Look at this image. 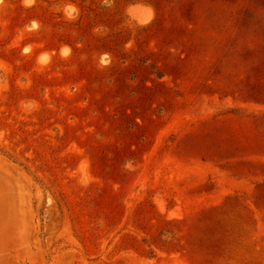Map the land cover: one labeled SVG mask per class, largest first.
<instances>
[{"label": "rangeland", "instance_id": "rangeland-1", "mask_svg": "<svg viewBox=\"0 0 264 264\" xmlns=\"http://www.w3.org/2000/svg\"><path fill=\"white\" fill-rule=\"evenodd\" d=\"M0 264H264V0H0Z\"/></svg>", "mask_w": 264, "mask_h": 264}, {"label": "clouds", "instance_id": "clouds-1", "mask_svg": "<svg viewBox=\"0 0 264 264\" xmlns=\"http://www.w3.org/2000/svg\"><path fill=\"white\" fill-rule=\"evenodd\" d=\"M24 2H25V5H26V6H29V5L33 2V0H24ZM102 3H103L105 6H107V4H108V0H102ZM65 13H66V15H67V17H68L69 19H75V16H74L73 14H74V13H77V9H76L74 6H72V5H68V6L65 8ZM32 27H33V28H36V27H37V24H36L35 21L32 22ZM29 51H30V48H29V47H25V48L23 49V52H24V53H28ZM69 53H70V49H69L68 47H64V48H62L60 55H61L62 57H67V56L69 55ZM49 59H50L49 55H48L47 53H44V54H42V55L39 57V62H40L41 64H46V63H48Z\"/></svg>", "mask_w": 264, "mask_h": 264}, {"label": "bare ground", "instance_id": "bare-ground-1", "mask_svg": "<svg viewBox=\"0 0 264 264\" xmlns=\"http://www.w3.org/2000/svg\"><path fill=\"white\" fill-rule=\"evenodd\" d=\"M148 12L150 13V15H149L148 17H144L145 15H143L142 17L138 16L137 19H138L139 21H141V22H145V21L149 20L150 17H151V13H152V11H150L149 8H141V9H140V13H141V14H146V13H148Z\"/></svg>", "mask_w": 264, "mask_h": 264}]
</instances>
